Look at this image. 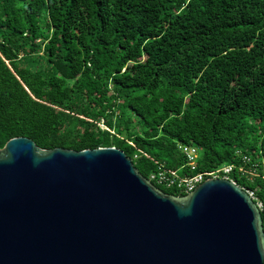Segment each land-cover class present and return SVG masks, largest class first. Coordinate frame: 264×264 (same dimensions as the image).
<instances>
[{
    "label": "trees",
    "instance_id": "trees-1",
    "mask_svg": "<svg viewBox=\"0 0 264 264\" xmlns=\"http://www.w3.org/2000/svg\"><path fill=\"white\" fill-rule=\"evenodd\" d=\"M18 136L114 146L145 178L188 172L178 143L196 171L263 167L264 0H0V147ZM230 178L264 230V179Z\"/></svg>",
    "mask_w": 264,
    "mask_h": 264
},
{
    "label": "water",
    "instance_id": "water-1",
    "mask_svg": "<svg viewBox=\"0 0 264 264\" xmlns=\"http://www.w3.org/2000/svg\"><path fill=\"white\" fill-rule=\"evenodd\" d=\"M260 209L234 181L178 196L114 147H0V264H263Z\"/></svg>",
    "mask_w": 264,
    "mask_h": 264
},
{
    "label": "built area",
    "instance_id": "built-area-1",
    "mask_svg": "<svg viewBox=\"0 0 264 264\" xmlns=\"http://www.w3.org/2000/svg\"><path fill=\"white\" fill-rule=\"evenodd\" d=\"M177 149L185 157V166L188 169V172H180L183 166L177 169H171L165 166L164 163H159L156 170L151 172L147 178L150 182L153 181L156 184L162 185L166 188H173L178 193L184 195L192 191L199 183H201L205 179L225 178L234 181L230 178V174L233 169H236L239 175L248 176L249 178L258 176L264 179V166L259 168L256 163H250L248 165L249 168H244L241 165L236 166L233 163H222L209 170L196 171L197 160L199 158L197 147L194 145H185L178 143ZM242 162L247 164L250 161L248 157L242 156ZM241 188L260 209L261 202L255 197L254 192L243 187Z\"/></svg>",
    "mask_w": 264,
    "mask_h": 264
}]
</instances>
